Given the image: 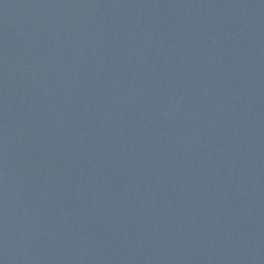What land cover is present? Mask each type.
Masks as SVG:
<instances>
[{
    "label": "water",
    "instance_id": "obj_1",
    "mask_svg": "<svg viewBox=\"0 0 264 264\" xmlns=\"http://www.w3.org/2000/svg\"><path fill=\"white\" fill-rule=\"evenodd\" d=\"M0 264H264V0H0Z\"/></svg>",
    "mask_w": 264,
    "mask_h": 264
}]
</instances>
